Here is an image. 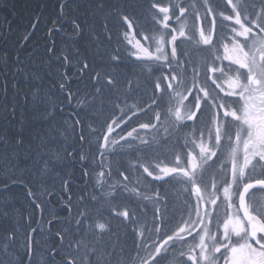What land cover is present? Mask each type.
<instances>
[{
    "label": "snow or ice",
    "instance_id": "6c2138e0",
    "mask_svg": "<svg viewBox=\"0 0 264 264\" xmlns=\"http://www.w3.org/2000/svg\"><path fill=\"white\" fill-rule=\"evenodd\" d=\"M54 7L42 47L0 25V264H264V0Z\"/></svg>",
    "mask_w": 264,
    "mask_h": 264
},
{
    "label": "trees",
    "instance_id": "16d2710c",
    "mask_svg": "<svg viewBox=\"0 0 264 264\" xmlns=\"http://www.w3.org/2000/svg\"><path fill=\"white\" fill-rule=\"evenodd\" d=\"M109 2L113 4L119 3L125 5L127 11L133 13L134 15H137V17H139V14L142 13L144 7H146V0H109ZM56 4H57V0H0V25L4 23L5 19H7L8 21L11 22V26L14 29V31L9 35V41L11 43L9 44L8 51H12L13 50L12 44H15L17 42L18 38L21 36L23 32L29 30L31 23L34 22V17L36 16H39L40 20L38 27L34 32L33 41L35 43H38L42 47L46 39V31L48 27H50V20L54 17V14L56 12V9L54 7ZM41 5H44L43 9H41ZM141 23H144V21L141 20ZM97 26L99 27V22H97ZM56 39L58 44L61 43L59 36H57ZM67 40L68 38L65 37L64 42H67ZM113 44H115V38L113 39ZM122 47L123 46H121V48ZM184 47L189 48L190 45L185 44ZM2 50H4V43L0 42V51ZM121 67L123 68L124 66L122 65ZM141 79H142V87L139 91L133 93L134 99H130L129 103H134V102L143 103L145 100H147L148 95L151 94L150 84H144L143 81L145 78L142 77ZM87 83H88L87 76H85V79L80 84L81 88H83L84 85ZM110 114H111V109H106L104 113L100 116L99 122L103 123V121ZM151 114L152 113L149 112L148 115H141L139 117L140 122H147ZM131 126H136L135 119H133V121L131 122ZM120 135H123V133L119 128H117L116 132L114 133V137L116 139H119ZM142 135H147V134L142 133ZM127 159L131 160L132 156L129 155ZM23 166L24 163H23V159L21 158V167ZM3 167H4L3 162H0V174H2ZM74 171H75V176L77 177L76 183L82 185L83 181L78 179L79 169L77 168ZM25 178L26 179L28 178L27 174H25ZM144 182L150 183V181H144ZM3 201H7L10 215L7 218L0 216V232H3L6 227L11 226V224L14 222V219H16V217L11 215V209L15 208L19 210L21 213H23L25 216L32 210L28 199H26L22 186H13L7 192H0V202ZM51 203L55 205V201H51ZM140 208L148 209L147 213L140 211V209H138V213L141 216H144L146 214L148 218L151 217V211H150L151 204L148 203L142 204ZM61 215H63V213H61ZM126 247L134 256L135 252L131 251L133 248V241L131 239V235L127 241Z\"/></svg>",
    "mask_w": 264,
    "mask_h": 264
},
{
    "label": "flooded vegetation",
    "instance_id": "af4514ba",
    "mask_svg": "<svg viewBox=\"0 0 264 264\" xmlns=\"http://www.w3.org/2000/svg\"><path fill=\"white\" fill-rule=\"evenodd\" d=\"M253 195L258 199H264V192L255 191Z\"/></svg>",
    "mask_w": 264,
    "mask_h": 264
}]
</instances>
